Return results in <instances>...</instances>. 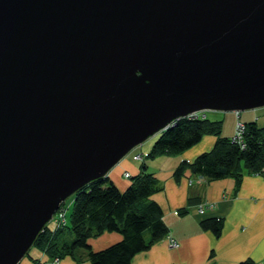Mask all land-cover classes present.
<instances>
[{
	"label": "water",
	"instance_id": "obj_1",
	"mask_svg": "<svg viewBox=\"0 0 264 264\" xmlns=\"http://www.w3.org/2000/svg\"><path fill=\"white\" fill-rule=\"evenodd\" d=\"M264 105V0H0V264L176 119Z\"/></svg>",
	"mask_w": 264,
	"mask_h": 264
},
{
	"label": "trees",
	"instance_id": "obj_2",
	"mask_svg": "<svg viewBox=\"0 0 264 264\" xmlns=\"http://www.w3.org/2000/svg\"><path fill=\"white\" fill-rule=\"evenodd\" d=\"M242 146L220 135V120L187 116L176 119L170 126L155 134L145 158L175 155L194 145L202 135H212L209 150L197 154L191 161L181 160L172 170L177 180L185 171L205 179L230 176L237 184L242 172H257L264 164V126L253 120L243 122ZM138 172L128 176V184L118 190L107 176L88 181L69 197L68 213L63 225L45 227L36 234L32 247L48 259L68 256L73 261L86 260L89 264H130L131 257L146 250L153 242L167 234L161 210L150 195L160 185L150 172L145 171L140 155ZM183 212V210H179ZM202 230L217 236L219 218H202ZM103 231L118 233L119 239L100 249L91 250L87 239ZM65 232L71 233L66 240ZM30 264H40L30 258ZM236 264H252L243 259Z\"/></svg>",
	"mask_w": 264,
	"mask_h": 264
},
{
	"label": "crops",
	"instance_id": "obj_3",
	"mask_svg": "<svg viewBox=\"0 0 264 264\" xmlns=\"http://www.w3.org/2000/svg\"><path fill=\"white\" fill-rule=\"evenodd\" d=\"M239 114L237 119L242 123L253 120L256 126H264V108L257 115L256 112L243 113L245 119L241 120ZM204 116L218 120L224 115L209 111ZM233 116L232 132L235 122ZM220 132L221 136L226 137L232 134L223 129ZM152 140L148 139L133 147L108 170L106 176L118 190L124 189L129 179L122 173L125 171L130 176L138 172L140 161L134 156L140 154L145 171L150 172L160 185V189L152 193L150 199L159 206L162 222L167 229L166 235L176 240L177 246H168L164 236L146 250L134 254L130 264H236L243 259H249L252 264H264V176L243 171L235 184L230 176L205 179L185 171L174 180V167L181 160L191 161L197 154L209 150L214 137L202 135L198 142L178 154L144 159ZM203 202L209 205L199 213L196 207ZM209 217L221 221L217 236L198 226L200 219ZM118 239V233L103 231L88 238L87 244L91 250H96ZM29 254L23 264H30V258L38 260L40 264H89L86 260L73 261L68 256L55 263L41 252Z\"/></svg>",
	"mask_w": 264,
	"mask_h": 264
},
{
	"label": "built area",
	"instance_id": "obj_4",
	"mask_svg": "<svg viewBox=\"0 0 264 264\" xmlns=\"http://www.w3.org/2000/svg\"><path fill=\"white\" fill-rule=\"evenodd\" d=\"M205 115V112L203 113H196L195 115H189V116H198V117H203ZM235 115V122H234V126H233V132L231 134V136L229 137L230 141L235 142L236 144L239 145V147L242 146V132H243V128L244 125L241 121H239L237 119V113L234 112ZM134 159H140V155L136 154L134 156ZM254 173H258L261 174L262 176H264V164L261 166V168ZM124 177H128V173L127 172H123L122 173ZM69 204V203H68ZM64 204V201L59 205L58 209L52 214V216L50 217V220L48 221L46 227H50V228H55L57 226H61L63 225L64 221H65V215H64V206H68ZM209 204L207 202H203L201 204H198L196 207L197 212H201L203 210V208H205L206 206H208ZM165 239L167 242V245L170 247H176L177 246V242L176 240L172 239L169 235H165ZM52 262H57L58 259L57 258H53L51 260Z\"/></svg>",
	"mask_w": 264,
	"mask_h": 264
},
{
	"label": "rangeland",
	"instance_id": "obj_5",
	"mask_svg": "<svg viewBox=\"0 0 264 264\" xmlns=\"http://www.w3.org/2000/svg\"><path fill=\"white\" fill-rule=\"evenodd\" d=\"M264 108V106H260V107H255V108H252V109H245V110H240V111H238V113L240 112V114H239V119L241 120V119H245V116H243L242 114L243 113H254V112H256V115H257V113L258 112H261V110ZM205 113H207V112H209V111H204ZM221 114H223L224 116H223V118L222 119H218V120H220V125H221V128H220V131H221V129H223L224 131H227V132H232V122H233V119H234V113H233V111H224V112H221ZM229 114V115H228ZM220 134H221V132H220ZM155 137V134H154V136H150V137H148L147 139H145L144 141H147L148 139H153ZM140 155V154H139ZM123 175V174H122ZM69 197H67L65 200H64V204L65 205H67L68 203H69ZM64 208H65V210H64V215L67 217V213H68V211H69V209H68V206H64ZM65 238H66V240H69V239H71V233H69V232H65ZM39 252L38 250H36L34 247H32V245L28 248V251H27V253L26 254H24L22 257H21V261L19 262L18 261V263L17 264H23V262H25L26 263V261H24V258H26V259H28V254L30 253V252ZM30 255V254H29ZM23 258V259H22ZM56 263V262H55Z\"/></svg>",
	"mask_w": 264,
	"mask_h": 264
}]
</instances>
